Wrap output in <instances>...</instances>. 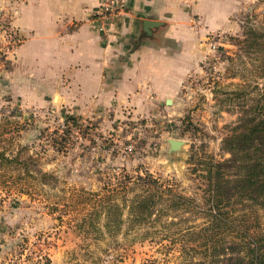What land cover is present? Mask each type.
<instances>
[{
  "label": "rangeland",
  "instance_id": "374dc122",
  "mask_svg": "<svg viewBox=\"0 0 264 264\" xmlns=\"http://www.w3.org/2000/svg\"><path fill=\"white\" fill-rule=\"evenodd\" d=\"M20 1L0 0V128L6 131L0 149L19 153L33 176L21 191L0 187V225L12 263L246 262L252 239L264 243V208L233 196L222 205L226 223H212L206 172L211 162L229 158L222 140L264 93V48L230 41L250 28L264 43V0L245 3L232 32L207 36L203 58L173 107L103 125L59 105H29L34 99L10 90L22 41L14 26ZM169 140L182 144L171 151ZM145 173L185 205L148 196L137 179Z\"/></svg>",
  "mask_w": 264,
  "mask_h": 264
},
{
  "label": "crops",
  "instance_id": "0c3cea01",
  "mask_svg": "<svg viewBox=\"0 0 264 264\" xmlns=\"http://www.w3.org/2000/svg\"><path fill=\"white\" fill-rule=\"evenodd\" d=\"M249 1L120 0L117 20L102 34L98 0H21L10 90L34 99L29 105H59L100 125L157 115L174 106L207 36L232 32ZM4 230L0 264H14Z\"/></svg>",
  "mask_w": 264,
  "mask_h": 264
},
{
  "label": "trees",
  "instance_id": "16d2710c",
  "mask_svg": "<svg viewBox=\"0 0 264 264\" xmlns=\"http://www.w3.org/2000/svg\"><path fill=\"white\" fill-rule=\"evenodd\" d=\"M261 39L260 33L247 28L241 39L234 38L230 41L240 48L253 43L257 49H262L264 43ZM260 70L264 78V62ZM5 136L6 131L0 128V142ZM222 146L229 158L223 162H211L206 172L211 194L209 201L214 212L209 215L212 223H226L227 213L225 216L222 205L233 196L264 208V93L248 108L243 109L237 125L231 129V134L222 140ZM21 168L23 171H20ZM229 168L234 169L231 176L226 174ZM14 170L17 171L16 174L13 173ZM31 177L33 176L28 171V164L20 160L19 153L11 156L7 155L6 149H0V187L21 191L22 186H29L25 180ZM137 179L146 188L148 196L152 197V194L158 193L159 196L169 197L173 205H185L183 197L172 194L169 189L159 188L157 180L149 174L145 173L144 177ZM72 194L71 197L74 198L77 192L72 191ZM261 240L263 239H252L247 261H239L238 264H264V243ZM244 246L249 247L247 243H244Z\"/></svg>",
  "mask_w": 264,
  "mask_h": 264
},
{
  "label": "built area",
  "instance_id": "2783aa9c",
  "mask_svg": "<svg viewBox=\"0 0 264 264\" xmlns=\"http://www.w3.org/2000/svg\"><path fill=\"white\" fill-rule=\"evenodd\" d=\"M122 10L120 0H98V10L95 17V24L99 32L105 34L108 27L118 18Z\"/></svg>",
  "mask_w": 264,
  "mask_h": 264
},
{
  "label": "water",
  "instance_id": "95a60500",
  "mask_svg": "<svg viewBox=\"0 0 264 264\" xmlns=\"http://www.w3.org/2000/svg\"><path fill=\"white\" fill-rule=\"evenodd\" d=\"M166 104H170V101L168 100L167 102H166ZM168 144H169V149L171 150V151H174V150H178L179 149V147H180V145L182 144L181 142H178V141H174V140H169L168 141Z\"/></svg>",
  "mask_w": 264,
  "mask_h": 264
}]
</instances>
